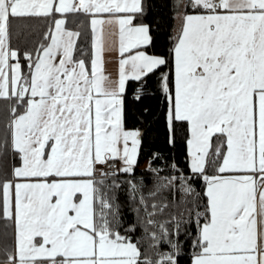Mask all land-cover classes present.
Returning <instances> with one entry per match:
<instances>
[{
    "label": "snow or ice",
    "instance_id": "obj_1",
    "mask_svg": "<svg viewBox=\"0 0 264 264\" xmlns=\"http://www.w3.org/2000/svg\"><path fill=\"white\" fill-rule=\"evenodd\" d=\"M174 7L181 24L165 54L148 51L142 0H0V100L10 113L0 221L11 237L0 264H180L185 244L190 264H264V0ZM70 14L83 17L90 48L78 45ZM13 21L47 28L21 48L12 44ZM153 77L169 143L178 134L186 142L191 174L204 184L196 192L182 170L157 175L151 204L141 193L125 227L116 176L134 177L142 144L141 129L126 126L125 98L134 84L139 99ZM177 179L192 196L187 219H157L171 202L155 196ZM142 184L128 181L130 198Z\"/></svg>",
    "mask_w": 264,
    "mask_h": 264
},
{
    "label": "trees",
    "instance_id": "obj_2",
    "mask_svg": "<svg viewBox=\"0 0 264 264\" xmlns=\"http://www.w3.org/2000/svg\"><path fill=\"white\" fill-rule=\"evenodd\" d=\"M145 11L142 20L150 25V31L153 37V44L148 48L150 52L165 53L172 44V34L175 25V14L177 10L174 7L175 0H142ZM83 17L69 15L67 26L73 29L79 28L82 32L78 38V45L89 47V31L85 25L81 24ZM31 23V28L25 25ZM47 25L37 23L35 21H13L12 44L14 46L33 47L41 38V32L46 30ZM80 49L78 48L77 54ZM25 70H26V61ZM166 70V69H162ZM135 85L130 84L127 96L125 98V122L129 128L141 129V151L138 157V164L135 167L134 177L124 173H118L116 179L119 187L116 190L119 202L121 204L120 211L122 218L127 223L136 221L135 207L139 204V196L141 193L145 195L149 205L152 202V197L147 194L154 191L153 185L156 183V176L166 177L170 175L179 176L181 170L186 176H190L189 183L193 184L196 192H201L203 188V178L192 176L191 169L188 166V153L186 142L177 135L175 144L169 143V133L167 122L164 118L163 94L155 85V77L139 99L133 96ZM10 113L5 107L4 101L0 100V145L4 141V132L7 124V119ZM159 153V156L154 154ZM151 158V167L150 165ZM9 160L11 157L9 156ZM176 162L178 167L173 170L171 164ZM152 169H158L154 172ZM143 177V184L136 193V198H130V188L128 181L135 179L137 184H140V178ZM111 179V178H110ZM123 181L122 183H120ZM174 188H163L157 192L155 199L157 201H169L171 207L164 214H158L157 219H167V213H183L187 219V208L190 206L187 201L192 199L190 194L184 193L180 188V181L177 179ZM142 208V206H141ZM143 214V213H142ZM123 231V229H121ZM11 230L9 229V232ZM5 225L0 221V249L5 243L11 244V237H5ZM144 233L143 227L139 226L136 230V235ZM180 240H185L183 233L179 237ZM150 237L145 235L141 241V247L144 250L150 251ZM168 248L166 242H161L159 250L163 251ZM190 245L185 244L183 251L179 256L180 264H190L189 253ZM3 253L0 251V257Z\"/></svg>",
    "mask_w": 264,
    "mask_h": 264
},
{
    "label": "crops",
    "instance_id": "obj_3",
    "mask_svg": "<svg viewBox=\"0 0 264 264\" xmlns=\"http://www.w3.org/2000/svg\"><path fill=\"white\" fill-rule=\"evenodd\" d=\"M180 24H181L180 17L177 14H175V25H174L173 34H172L173 37L175 36V34L177 33V31L179 30ZM86 30L89 31V48H90V29H87L86 28ZM115 55H116V53H114V52H106L105 53V56L106 57H108V56L115 57ZM115 66H116L115 59H113L110 62H108L107 63V69H108V71H113L114 72L115 71Z\"/></svg>",
    "mask_w": 264,
    "mask_h": 264
}]
</instances>
